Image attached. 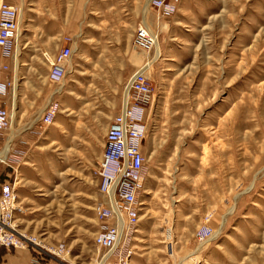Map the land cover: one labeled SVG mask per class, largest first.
Instances as JSON below:
<instances>
[{
  "label": "rangeland",
  "instance_id": "374dc122",
  "mask_svg": "<svg viewBox=\"0 0 264 264\" xmlns=\"http://www.w3.org/2000/svg\"><path fill=\"white\" fill-rule=\"evenodd\" d=\"M175 2L164 17L151 0H0L21 9L6 98L14 122L4 132L17 131L19 108L30 105L20 76L39 81L62 48L73 49L52 86L54 122L23 129L35 139L0 162L21 197L17 234L39 243L40 259L91 264L103 254L99 165L111 119L141 71L152 92L131 264H264V0ZM140 27L158 38L151 51L135 44ZM206 228L212 235L199 241Z\"/></svg>",
  "mask_w": 264,
  "mask_h": 264
},
{
  "label": "built area",
  "instance_id": "2783aa9c",
  "mask_svg": "<svg viewBox=\"0 0 264 264\" xmlns=\"http://www.w3.org/2000/svg\"><path fill=\"white\" fill-rule=\"evenodd\" d=\"M151 5L164 17L177 10L175 0H151ZM21 9L2 3L0 5V132L12 128L14 113L4 100L11 93L13 79L5 77L11 65L17 61L19 49ZM154 36L146 27L136 33L135 44L143 51H151ZM73 56L72 46L62 48L53 58L49 78L53 83L63 81L69 61ZM152 88L147 75L136 72L129 82V97L122 111L115 115L109 125L105 146L99 165V192L102 201L98 204L97 220L102 228L95 236V245L103 253L91 264H131L134 253L129 243L138 231L141 218V195L145 189L146 157L142 150L147 134L145 123L146 104ZM59 112V104L53 103L47 109L42 122L51 125ZM1 152V147H0ZM7 158L0 153V162L7 164ZM18 196L15 185H0V243L8 248L31 250L36 262L41 255L39 243L35 239L24 238L15 229ZM212 235L206 228L197 233L199 241ZM32 245V247H30ZM58 249L54 253L58 254ZM163 264V263H156Z\"/></svg>",
  "mask_w": 264,
  "mask_h": 264
},
{
  "label": "crops",
  "instance_id": "0c3cea01",
  "mask_svg": "<svg viewBox=\"0 0 264 264\" xmlns=\"http://www.w3.org/2000/svg\"><path fill=\"white\" fill-rule=\"evenodd\" d=\"M9 64L11 66L14 65V63L11 61H9ZM16 64H18V62H16ZM50 70L51 65L49 67V70H47L45 76L42 77V75H39V77L41 76L39 78V81L36 76L32 78H28L23 74L20 76V78L25 77L26 79L25 82H23V85L25 86V96L26 94L29 95L26 103L30 105H28V107L20 106L18 116L15 118L16 129L18 128L17 131L15 133H12L11 131L3 132V142L6 143L4 146L6 147V145H8L9 148L8 154H10V152L13 153L14 151H16L17 147L22 148V144L26 140L27 142H30L31 139H35V137H32L30 134H26L23 129H25L26 127H31L30 129H32L34 133H36L39 132V128L41 125H46L42 122V119L49 106L56 102V90H53L52 88L53 84L55 83H53L49 78ZM12 74L13 71L10 70L9 72L5 73L4 76L14 79L13 81H15V78L12 76ZM27 84L29 85L28 88L26 87ZM4 102L8 109L14 111L15 103L14 106L13 104L12 106H10V104L7 102V99H5ZM32 104L33 106H31ZM113 118L111 119V122ZM46 126L49 127L50 125ZM27 142L25 143L28 144ZM5 154L6 151L4 152L3 157H5ZM13 175L14 173H12V171H8L5 174L1 173L0 184L5 182L13 184ZM14 185L17 192L16 184ZM23 186L25 188V185ZM17 196L21 199L19 193H17ZM29 198L30 197L28 194L22 195L23 200H29ZM23 200L20 201L21 204ZM35 258L36 257L31 250L8 248L0 243V264H60L58 261H48L40 258L39 261L36 262Z\"/></svg>",
  "mask_w": 264,
  "mask_h": 264
},
{
  "label": "bare ground",
  "instance_id": "6f19581e",
  "mask_svg": "<svg viewBox=\"0 0 264 264\" xmlns=\"http://www.w3.org/2000/svg\"><path fill=\"white\" fill-rule=\"evenodd\" d=\"M156 37H157V36H156ZM154 40H156L155 36H154ZM157 40H158V38H157ZM157 40H156V41H157ZM156 43H157V42H156ZM18 51H19V50H18ZM17 53H19V52H17ZM13 98H14V97H13ZM14 99H15V98H14ZM8 149H9V148H7V149L5 150V151H6V154H5V157H4V158H7V156H8V151H7ZM5 151H4V152H5Z\"/></svg>",
  "mask_w": 264,
  "mask_h": 264
}]
</instances>
